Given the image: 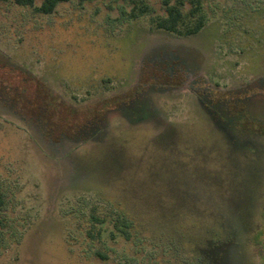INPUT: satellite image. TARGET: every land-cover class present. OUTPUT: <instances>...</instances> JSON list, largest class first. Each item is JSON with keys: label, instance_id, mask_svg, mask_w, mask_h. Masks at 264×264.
<instances>
[{"label": "rangeland", "instance_id": "1", "mask_svg": "<svg viewBox=\"0 0 264 264\" xmlns=\"http://www.w3.org/2000/svg\"><path fill=\"white\" fill-rule=\"evenodd\" d=\"M178 1L0 2V264H264V0H201L192 36L156 27ZM178 54L225 124L175 89Z\"/></svg>", "mask_w": 264, "mask_h": 264}, {"label": "flooded vegetation", "instance_id": "2", "mask_svg": "<svg viewBox=\"0 0 264 264\" xmlns=\"http://www.w3.org/2000/svg\"><path fill=\"white\" fill-rule=\"evenodd\" d=\"M197 34V33H196ZM196 34H192V35H196ZM192 35H183V36H192ZM177 66L175 73H173V76H175V78L177 77L180 81V83H178V85L175 87H173V89L175 88L176 90H179V92H188L189 96L195 98L196 101H200L203 104L204 110L207 113V117L209 118H217L218 120H222V114L225 115L226 113H229V111L226 109L225 110V100H216L214 99V96L212 94H214V90H218L214 88V85H219V82H215L214 85L211 84L210 80H212V78L210 79V73L208 71H204L203 70V66L206 65V59L203 58V56H198V59L195 60L194 64L190 63V61L188 59L184 60L179 54L177 56ZM224 60V61H223ZM223 60L221 61V64H218L216 68H222L225 71V58H223ZM215 69V67H214ZM216 71V70H214ZM185 72H188L189 74H186ZM172 75V74H171ZM187 77V78H186ZM176 78V79H177ZM246 84H242L241 86H245ZM222 91L225 90V88L221 89ZM219 91V92H222ZM149 106L150 102L149 100L146 99V97H142L140 98L139 95L132 98L130 101L128 102H122V104L120 105L121 108V113H123V115H125L124 110L125 107H129L130 105H136L137 107H147V105ZM151 107V106H149ZM152 110V108H151ZM153 119V117H151ZM151 118L149 120H151ZM127 119V118H126ZM133 120V119H131ZM224 122V121H223ZM102 124H94L93 127L88 128V124L83 125V127H81L82 129H80V132H74L73 133V138L69 137L68 135H66V133H61V135L59 136V141L64 143V140L66 141H74L72 145H80L81 143L83 144L84 140L91 138V135L94 134L95 130L97 134H102L103 132V128L106 127V125H104V127H102L103 123L105 124V122L102 120L101 122ZM225 124V122H224ZM47 127V126H45ZM44 128V126H43ZM51 132L49 130L43 131L41 136L44 137H48L50 139V144L53 146L54 144H57V147H54L55 149H58V151L61 149V147L59 145H62L63 143H55V141L53 142V133L54 131V127H51ZM223 128L225 129V125L223 126ZM85 135V136H84ZM60 147V148H59ZM64 150V149H63Z\"/></svg>", "mask_w": 264, "mask_h": 264}, {"label": "trees", "instance_id": "3", "mask_svg": "<svg viewBox=\"0 0 264 264\" xmlns=\"http://www.w3.org/2000/svg\"><path fill=\"white\" fill-rule=\"evenodd\" d=\"M2 0H0L1 2ZM17 4L31 6L38 13L52 14L58 4L68 0H14ZM37 1H40L37 4ZM192 8L186 15L183 11V1L175 3L166 2V13L155 21L156 27L179 35H192L198 33L205 25V17L201 13V0H191ZM136 17L138 15H135ZM193 17H196L193 20ZM3 205V198L0 195V207ZM102 223L103 219H97ZM125 232V230H122Z\"/></svg>", "mask_w": 264, "mask_h": 264}]
</instances>
